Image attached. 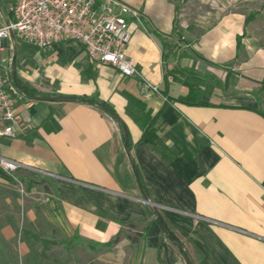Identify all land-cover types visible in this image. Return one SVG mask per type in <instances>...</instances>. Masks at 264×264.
<instances>
[{"label": "crops", "instance_id": "obj_1", "mask_svg": "<svg viewBox=\"0 0 264 264\" xmlns=\"http://www.w3.org/2000/svg\"><path fill=\"white\" fill-rule=\"evenodd\" d=\"M156 1L136 3L140 18L129 22L125 54L160 95L145 92L137 78L91 61L73 41L45 52L16 39L3 43L0 60L9 81L15 76L38 94L107 103L131 143L127 152L121 125L95 106L24 94L17 103L24 124L14 137L0 139V156L59 178L19 171L28 182L49 183L50 192L27 185L24 197L0 199V237L16 241L19 262L31 260L29 246L19 239L23 227L41 230L49 240L79 236L106 244L132 224L142 234L143 264H186L163 234L158 215L193 264H264V46L246 31L242 15H222L200 32L199 25L177 22L173 4L164 0L171 9L161 8ZM190 76L205 80L203 106L176 101L189 88L175 78ZM128 97L156 116V134L171 160L140 142ZM100 254L85 264H105ZM62 261L52 264H75Z\"/></svg>", "mask_w": 264, "mask_h": 264}, {"label": "built area", "instance_id": "obj_2", "mask_svg": "<svg viewBox=\"0 0 264 264\" xmlns=\"http://www.w3.org/2000/svg\"><path fill=\"white\" fill-rule=\"evenodd\" d=\"M9 2L10 10L2 6L4 15L0 13V51L12 37L43 52L53 44L73 41L83 46L91 61L137 78L145 92L160 95L125 54L131 40L129 21L140 18L135 8L121 0H0L5 6ZM25 97L4 75L0 60V139L14 137L15 129L23 126L17 103ZM0 170L13 180L19 171L59 178L2 156Z\"/></svg>", "mask_w": 264, "mask_h": 264}, {"label": "rangeland", "instance_id": "obj_3", "mask_svg": "<svg viewBox=\"0 0 264 264\" xmlns=\"http://www.w3.org/2000/svg\"><path fill=\"white\" fill-rule=\"evenodd\" d=\"M130 7L135 8L136 3L139 0H121ZM174 5L177 13V22L179 20L185 21L187 24L199 25V31H204L209 28L214 21L222 15L227 13H235L246 17L251 13L256 15L252 18L250 23L246 26V31L257 39L264 46V0H167ZM148 2V1H147ZM1 6L5 8L3 3ZM156 4L161 8L171 9L164 0H157ZM7 10H10V2L7 4ZM130 20L129 22H133ZM184 30H187L186 27ZM183 30V31H184ZM180 37H184L180 41L185 42L189 38L184 31L180 34ZM186 38V39H185ZM185 39V40H184ZM16 179L12 183H8L0 180V199L5 197L22 198L27 193L28 179L16 174ZM24 178V179H23ZM40 182L36 185L37 189L44 192V187L50 188L49 183L44 180H37ZM21 184V185H20ZM50 192V191H49ZM135 225H125L119 235L118 243L109 244L106 247H93L89 241H72L71 253L65 252L63 246H53L59 249L49 248L43 257H40L39 250L41 251V245L35 242H29L28 245L34 250L33 257L29 262L21 261L16 254L17 264H52L53 259L65 260L69 258V262L75 261V264H85L94 257H97V253L106 258L105 264H143L144 256L142 254V234H138ZM34 232L40 237H45L41 230H36L32 227H23L21 231ZM19 232V233H20ZM19 239L21 236L19 234ZM54 239L55 238H51ZM57 241V240H55ZM16 241H5L0 237V263H3L4 259L13 260L12 247L15 246ZM65 242V241H59ZM53 250L52 252L50 250ZM109 259V260H108ZM62 261V262H63ZM15 262V261H14Z\"/></svg>", "mask_w": 264, "mask_h": 264}, {"label": "trees", "instance_id": "obj_4", "mask_svg": "<svg viewBox=\"0 0 264 264\" xmlns=\"http://www.w3.org/2000/svg\"><path fill=\"white\" fill-rule=\"evenodd\" d=\"M255 13H251L245 17L244 24L247 26L252 18L255 16ZM175 30V28H174ZM241 39L242 36L237 37V43H236V49L237 51L240 50L241 48ZM185 71H178L179 74H183ZM182 83H184L188 88H189V93L186 97L184 98H179L176 101L189 105V106H203L205 103L201 100V91L202 87L205 84L204 78H200L198 76H190V77H185V78H175ZM13 84H15L18 89L24 93L27 97L29 98H36L39 100H60V101H72V102H77V103H84V104H89L92 106H95L111 116L113 119H115L123 128V141L125 144V148L127 152L130 151L131 148V143L129 139V134L124 126L123 123L119 120L117 115L115 114L114 110L105 102L97 99V98H88V97H75V96H50L46 94H38L36 91L30 89L26 85L22 84L15 76L13 77ZM130 101V109L128 110V115L133 119L135 123H137L141 130H142V135L140 142L149 146L152 148L154 151H156L163 159L171 160L174 156L172 152L170 151L169 148H167L165 145H163L156 134L155 131V121H156V116H151V113L149 111H146L145 106L143 103H141L139 100L128 97ZM170 103L172 102L169 100V98L165 97V103ZM131 163L133 164V168L135 169V174L137 178V182L139 187L146 193V189L144 186V183L141 179V176L134 165L133 161L131 160ZM0 179L12 183L13 179L6 175L2 170H0ZM40 182H35L29 180L28 182V187H31L33 185H39ZM44 191L48 192V188L44 187ZM157 221L162 224V232L166 236V238L175 246L179 254L183 257L185 260L186 264H193L192 261L189 259L187 256L183 245L181 242L178 240V238L175 236V234L167 227L166 223L157 215ZM21 236V241L25 242L26 244L30 245L29 242H35L39 243L41 245V252L38 254L40 257H43V254L51 247L53 246H63L65 247V250L67 253H69V250L73 246L72 241H81L82 239L79 236H74L70 241H65V242H59L55 240H49L47 238H42L38 236L37 234H34L33 232L30 231H21L20 233ZM116 244L118 243V236L115 237L114 240L111 242H108L106 244H92L93 247H106L109 244ZM30 248V247H29ZM12 258L13 260L9 259H4L3 263L0 264H17L16 263V254L13 251L12 247ZM34 250L30 248V257L32 259L33 257ZM15 261V262H14Z\"/></svg>", "mask_w": 264, "mask_h": 264}, {"label": "water", "instance_id": "obj_5", "mask_svg": "<svg viewBox=\"0 0 264 264\" xmlns=\"http://www.w3.org/2000/svg\"><path fill=\"white\" fill-rule=\"evenodd\" d=\"M0 13L2 15H4V11H3V8H2L1 5H0ZM12 39H13V37H12ZM142 195H143V198H144V202L147 203V204H151V203H149L148 198H147V196L145 195V193L143 191H142Z\"/></svg>", "mask_w": 264, "mask_h": 264}]
</instances>
